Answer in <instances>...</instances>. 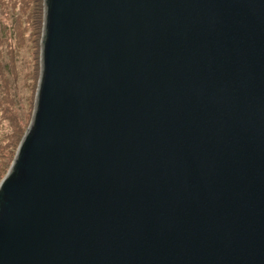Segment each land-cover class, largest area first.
Masks as SVG:
<instances>
[{
	"label": "water",
	"instance_id": "1",
	"mask_svg": "<svg viewBox=\"0 0 264 264\" xmlns=\"http://www.w3.org/2000/svg\"><path fill=\"white\" fill-rule=\"evenodd\" d=\"M40 44L0 264H264V0H43Z\"/></svg>",
	"mask_w": 264,
	"mask_h": 264
},
{
	"label": "rangeland",
	"instance_id": "2",
	"mask_svg": "<svg viewBox=\"0 0 264 264\" xmlns=\"http://www.w3.org/2000/svg\"><path fill=\"white\" fill-rule=\"evenodd\" d=\"M42 27L43 0H0V181L35 103Z\"/></svg>",
	"mask_w": 264,
	"mask_h": 264
}]
</instances>
